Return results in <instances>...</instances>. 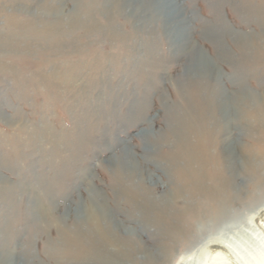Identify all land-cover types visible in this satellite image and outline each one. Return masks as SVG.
I'll return each mask as SVG.
<instances>
[{
    "label": "rangeland",
    "instance_id": "1",
    "mask_svg": "<svg viewBox=\"0 0 264 264\" xmlns=\"http://www.w3.org/2000/svg\"><path fill=\"white\" fill-rule=\"evenodd\" d=\"M79 1L88 0H0V180L15 188L10 200L0 202V249L9 218L13 234L6 247L16 264H31V260L26 263L27 253L32 254L34 264H68L52 260L43 246L48 240L57 242L58 226L74 228L84 215L82 208H90L94 192L110 211L109 220L119 226L118 238L133 236L157 258L161 244L166 243L143 232L142 224L129 217V205L121 202L117 208L109 188L110 175L112 165L119 166L127 154L136 167L145 170L142 178L153 195H168L166 175L143 165V156L148 151L159 153L161 136L168 130L167 104L179 112L176 92L186 81L187 56L174 59L182 45L172 42L176 41L170 34L172 21H152L145 27L143 14L141 20L120 14L110 17L113 25L108 30H117L119 37L107 36L109 5L103 0H96L99 5L91 14L98 29L77 30L65 16L76 12ZM170 1L169 12L176 10L187 20L185 47L192 46L210 60L222 89L235 94L239 87L231 77L242 74V86L264 95V0ZM44 2L55 10L41 9ZM236 34L255 36L256 48L239 56L233 41ZM220 47L228 51L233 66L240 64L236 70L215 54ZM141 112L143 118H138ZM249 112L256 117L253 108ZM257 117L264 118V113ZM17 123L22 126L17 128ZM238 126H229L219 147L232 146L237 157L246 150L261 166L253 173L238 169L233 178L237 196L229 216L210 224L188 246L168 243L170 258L159 257L160 264H212L215 251L220 264L264 262V132L247 130L245 121ZM81 133L88 134V145H79ZM166 151L163 148L161 155ZM52 181L58 182L55 192L44 204L51 208L50 218L41 217V224L46 221L48 226L32 234L29 227L38 223L37 208H42L35 196L43 193L38 184ZM51 218L56 221L50 223Z\"/></svg>",
    "mask_w": 264,
    "mask_h": 264
},
{
    "label": "bare ground",
    "instance_id": "2",
    "mask_svg": "<svg viewBox=\"0 0 264 264\" xmlns=\"http://www.w3.org/2000/svg\"><path fill=\"white\" fill-rule=\"evenodd\" d=\"M103 1L104 4L109 5V7L106 6L107 11L105 12L108 13L105 24L107 28L106 35L108 33L113 39L119 37L117 30L111 32L108 30L111 29L110 25H113L111 18L117 15L120 16V14L126 15L128 20L132 18L139 19L140 15L143 14V23L144 26L147 24V27L152 21L157 23L172 21L173 26L170 27V34L176 40L172 42L184 46L183 49L181 47L179 50L178 46L174 45L178 49L175 51L174 59L181 56L180 60L183 56H187L186 81H184V86L179 87L176 92L180 99L177 102L178 106L176 105L179 112L175 111L173 105L167 104V110L170 112L168 114V125L166 126L168 130L161 136L159 144L162 145L158 148L159 153L151 154L147 150L148 153L144 152L143 156V165H152L155 170L158 169L164 176L166 175L169 182V184L167 183L169 186L168 195L155 197L142 178L145 170L142 171L143 168L136 167L127 154L123 156L118 164L119 166L112 165L110 175L109 188L112 191L117 208H119L121 202L129 205L132 208L129 217L142 224L144 233L151 235L153 240L166 241V243L161 244L159 250V257L165 260L170 258L168 243H171L172 246H188L198 236H202L210 224L222 221L229 216L231 203L237 196L233 178L238 169H242L244 173H253L256 168L261 166L262 162L256 160L246 150H244V156L239 155L237 157L232 146L227 149L219 146L229 126L237 125L239 127L240 121H245L247 130L264 132V118L258 120L257 117L258 113H264V95H258L250 91L245 88V84L243 88L242 78H239L242 75L241 73L239 77H231L235 85L239 87L235 94L229 95L222 89L219 73L212 68L210 60L194 52L195 48H192V46L185 47L187 30L184 28V23L187 20L185 17L181 18L176 10L169 12V7H173L170 0ZM48 3L44 2L41 9L54 11V7ZM96 5H99L96 0L79 1L76 4V12L65 16V19L71 26L76 24L77 30H85L86 32L98 29L99 23L91 19V14L96 12ZM127 9L130 12L126 11ZM60 18L63 19L64 17H57V19ZM87 23L92 24L86 27ZM164 25L166 27L167 23ZM222 29L227 28L223 27ZM236 35L233 41L240 51L239 56L252 48H256L254 44L255 36L243 38L240 34ZM215 54L226 60L231 69L236 70L240 66V64L237 67L233 66L235 64L231 63L230 54L223 47H220L219 51L216 50ZM192 76L198 78L196 82L187 80L188 77ZM130 108L133 111V106ZM252 108L256 111V117H250L249 109ZM146 109L148 108L146 107ZM138 116V118H143L142 112ZM17 126L22 125L17 123ZM87 135L83 133L79 135L80 146L82 144L88 145L87 143L91 141ZM159 144L156 146L158 147ZM163 148H166L167 151L164 155H161L160 151ZM236 158L240 162V167L236 163ZM2 166L0 163V167ZM56 183L58 182L38 184L43 193L40 195L36 192L35 196L42 201L40 202L42 208H37L38 217H36V220H39L38 223L29 227L32 234L39 233L48 226L45 224L46 221L41 224V217L43 215L44 217L50 216L48 212L51 208L46 207L44 204L46 197L53 195L55 192ZM91 189L94 191L92 187H90ZM14 190L13 185L1 181L0 202L5 203L8 199L10 200L9 196ZM178 202L180 203L179 206L176 205ZM90 204L92 208L94 207V210L91 206L90 208H82L81 212L83 211L84 215L74 222L76 225L73 229L58 226L57 242L46 241L43 250L52 260L55 262L66 260L68 264H160V258L153 256L151 251L137 239L132 238L133 236L123 240L115 235L119 226L109 220L108 214L110 211L104 205V201L98 193L94 192L90 196ZM7 205L9 206V203ZM8 219H6L2 232V237L5 240L0 249V264H16L9 257L6 247V244L12 240L13 234L11 222ZM55 221L53 218L49 219L50 223ZM29 230H27V236L30 238L31 243L32 238L30 236L32 234L29 236ZM214 255L211 259V262L214 261L212 264H220L221 258L218 257L216 251ZM25 260L26 263L31 260L30 263L34 264L31 253L26 254ZM262 264H264L263 261Z\"/></svg>",
    "mask_w": 264,
    "mask_h": 264
}]
</instances>
